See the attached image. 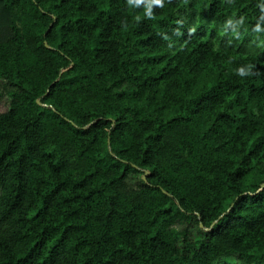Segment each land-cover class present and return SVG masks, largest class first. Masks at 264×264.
Returning a JSON list of instances; mask_svg holds the SVG:
<instances>
[{
	"label": "trees",
	"instance_id": "trees-1",
	"mask_svg": "<svg viewBox=\"0 0 264 264\" xmlns=\"http://www.w3.org/2000/svg\"><path fill=\"white\" fill-rule=\"evenodd\" d=\"M2 30L0 264H264V0H0Z\"/></svg>",
	"mask_w": 264,
	"mask_h": 264
},
{
	"label": "rangeland",
	"instance_id": "rangeland-1",
	"mask_svg": "<svg viewBox=\"0 0 264 264\" xmlns=\"http://www.w3.org/2000/svg\"><path fill=\"white\" fill-rule=\"evenodd\" d=\"M7 35H8V31L2 30L0 32V40H2L3 38H6ZM4 89H5L4 86L1 85L0 86V92H1L0 113L5 112L7 110L8 102H9L8 97L3 92ZM144 179H145V176L143 175V173H133L128 176L127 184L130 187L136 188L143 182ZM172 228H174L177 231L186 229L189 233L190 241H195L196 239L201 238L206 231V229L200 223H198L195 217L193 216L190 219H183L181 221L174 223L172 225ZM179 246H182L181 241H179ZM224 261L227 262L228 264H243L239 262V260L237 259L235 255L226 257Z\"/></svg>",
	"mask_w": 264,
	"mask_h": 264
},
{
	"label": "clouds",
	"instance_id": "clouds-1",
	"mask_svg": "<svg viewBox=\"0 0 264 264\" xmlns=\"http://www.w3.org/2000/svg\"><path fill=\"white\" fill-rule=\"evenodd\" d=\"M129 5H133V3L135 4H139L140 0H127ZM153 3L157 4V5H161L162 4V0H152ZM147 8V5H146ZM239 74L243 75L244 74V70L243 69H239Z\"/></svg>",
	"mask_w": 264,
	"mask_h": 264
},
{
	"label": "water",
	"instance_id": "water-1",
	"mask_svg": "<svg viewBox=\"0 0 264 264\" xmlns=\"http://www.w3.org/2000/svg\"><path fill=\"white\" fill-rule=\"evenodd\" d=\"M146 175H148L147 171H145V173H144V176H146ZM261 186H264V184H262Z\"/></svg>",
	"mask_w": 264,
	"mask_h": 264
}]
</instances>
